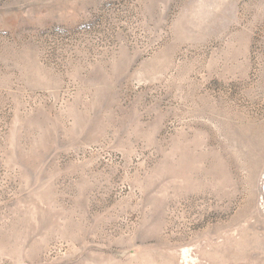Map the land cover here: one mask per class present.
Masks as SVG:
<instances>
[{"label": "rangeland", "instance_id": "rangeland-1", "mask_svg": "<svg viewBox=\"0 0 264 264\" xmlns=\"http://www.w3.org/2000/svg\"><path fill=\"white\" fill-rule=\"evenodd\" d=\"M0 264H264V0H0Z\"/></svg>", "mask_w": 264, "mask_h": 264}]
</instances>
